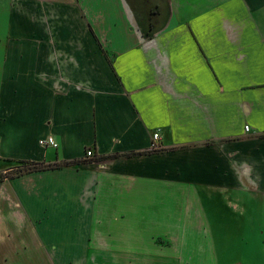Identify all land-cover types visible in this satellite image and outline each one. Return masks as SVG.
Returning <instances> with one entry per match:
<instances>
[{"label":"crops","instance_id":"obj_1","mask_svg":"<svg viewBox=\"0 0 264 264\" xmlns=\"http://www.w3.org/2000/svg\"><path fill=\"white\" fill-rule=\"evenodd\" d=\"M6 1L0 264H212L214 194L264 209V0Z\"/></svg>","mask_w":264,"mask_h":264},{"label":"rangeland","instance_id":"obj_2","mask_svg":"<svg viewBox=\"0 0 264 264\" xmlns=\"http://www.w3.org/2000/svg\"><path fill=\"white\" fill-rule=\"evenodd\" d=\"M8 6L6 0L0 1V38H4L3 40L7 39L8 34L9 14L6 11ZM18 170L19 168L15 166L7 173L12 176ZM262 204L260 201L252 214L248 213L244 218H237L229 208H221L218 193L214 194L211 202L206 203L212 234L210 239L203 235H199L198 239L204 246L202 253L208 254L210 247L212 248V264H264ZM195 264L207 263L197 260Z\"/></svg>","mask_w":264,"mask_h":264},{"label":"trees","instance_id":"obj_3","mask_svg":"<svg viewBox=\"0 0 264 264\" xmlns=\"http://www.w3.org/2000/svg\"><path fill=\"white\" fill-rule=\"evenodd\" d=\"M79 161L80 160H68V161H60V162H56V163H44V162H35V161L22 160V161L16 162L15 166H17V168H19V170H18V172H16L12 176L20 175V174H23V173L29 172V171H36V170L55 168V167H60V166H65V165H72V164H75V163H79ZM84 161H88V160H84ZM20 166H23V167L20 168ZM1 175L3 177H5V176H8L9 174L8 173H4V174H1Z\"/></svg>","mask_w":264,"mask_h":264},{"label":"built area","instance_id":"obj_4","mask_svg":"<svg viewBox=\"0 0 264 264\" xmlns=\"http://www.w3.org/2000/svg\"><path fill=\"white\" fill-rule=\"evenodd\" d=\"M246 129L248 130L249 127L247 126ZM159 138H160L159 132H155L153 134V142L151 144V149L156 150V149L160 148L159 143H158ZM40 142H41V144H43L45 146H48V145L57 146L58 145L56 140H55V138L53 136H49L48 138L41 139ZM86 157L87 158L95 157L94 151L92 149L88 148L86 150Z\"/></svg>","mask_w":264,"mask_h":264}]
</instances>
